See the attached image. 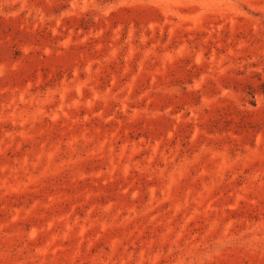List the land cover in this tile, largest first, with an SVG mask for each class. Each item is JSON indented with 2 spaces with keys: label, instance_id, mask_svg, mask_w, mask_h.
<instances>
[{
  "label": "rangeland",
  "instance_id": "374dc122",
  "mask_svg": "<svg viewBox=\"0 0 264 264\" xmlns=\"http://www.w3.org/2000/svg\"><path fill=\"white\" fill-rule=\"evenodd\" d=\"M0 264H264V0H0Z\"/></svg>",
  "mask_w": 264,
  "mask_h": 264
}]
</instances>
